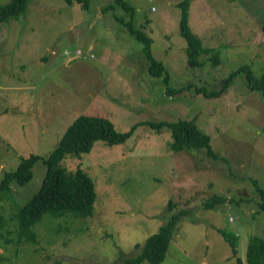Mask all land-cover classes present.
Returning a JSON list of instances; mask_svg holds the SVG:
<instances>
[{
  "label": "rangeland",
  "instance_id": "1",
  "mask_svg": "<svg viewBox=\"0 0 264 264\" xmlns=\"http://www.w3.org/2000/svg\"><path fill=\"white\" fill-rule=\"evenodd\" d=\"M124 1L132 11L115 0H87L85 9L29 0L18 17L0 21V178L31 153L46 158L79 114L104 116L118 132L144 122L123 143L95 141L79 158L60 163L91 179L95 197L88 215L46 212L33 224L34 238L19 237L16 212L39 189L45 166L36 162L23 186L10 182L0 198V264H118L180 210L185 213L160 264H245L247 238L264 237L258 206L264 99L247 88L243 72L217 98L193 92L198 86L221 91L244 64L260 75L264 0H186L188 27L212 47L198 53L195 64L179 33L182 0ZM127 23L150 38L167 82L149 74L144 43ZM214 52L217 65L210 61ZM168 87L185 88L171 94ZM178 119H193L207 132L220 159L203 149L173 151L169 129L148 125ZM215 195L224 201L203 208ZM218 229L235 235V255Z\"/></svg>",
  "mask_w": 264,
  "mask_h": 264
},
{
  "label": "trees",
  "instance_id": "2",
  "mask_svg": "<svg viewBox=\"0 0 264 264\" xmlns=\"http://www.w3.org/2000/svg\"><path fill=\"white\" fill-rule=\"evenodd\" d=\"M29 0H9L7 3L0 5V21L11 17H18L25 11ZM67 4L73 2L79 3L82 8L87 7V0H63ZM115 3L132 11L131 6L124 0H115ZM178 5L181 7L179 20V33L185 41V50L189 62L196 63L198 53H208L212 47L203 45L201 39L193 33L187 24L186 0H182ZM113 8V5L107 8ZM128 27L129 32L138 40L144 43L143 51L146 54L148 72L153 77L164 75V81H168V72L162 62L157 61L150 51V38L145 36L142 31L133 28L130 24H124ZM259 29L264 33V21L260 24ZM212 65L220 62L217 52L210 56ZM243 72L245 75L246 86L251 91L260 93L264 99V68L258 77L254 76L247 64L239 66L232 71L224 80L221 91L208 90L205 86L193 88L195 94H200L205 98H217L224 93L229 87L236 74ZM185 86V87H189ZM180 90L168 87L170 93H181ZM144 123H135L128 131L118 132L115 125L109 119L100 115L79 114L64 129L56 145L49 151L46 158H41L37 154L31 153L28 157L22 158L15 170L4 171L0 178V198L2 194L8 193L9 183L14 182L19 186L25 185L32 178V168L36 162L42 161L45 166L39 189L18 207L16 212L17 227L19 237L27 235L30 239L34 238L35 231L33 224L38 221L44 213L53 216L70 213L73 216H85L91 213L95 197L93 183L89 176L81 169L67 170L62 168L60 163L66 156L79 158L82 153L87 152L93 142L101 141L107 145H115L125 142L132 134L136 127ZM153 129L159 130L163 125L170 131V147L173 151L184 149H203L207 157L213 161L219 160L210 144V135L202 131L193 121V119H178L175 121H158L148 122ZM261 203L259 209L264 210V195L259 188ZM224 201L222 196H211L203 202V208H212L215 204ZM171 207V202L169 203ZM172 208V207H171ZM170 208V210H171ZM185 211L180 210L169 215L167 220L162 223L158 229L147 236L145 241L140 244L136 243L138 249L136 254L125 257L121 256L118 264H140L144 261L149 264H160L165 258L168 245L172 239L174 229L180 219V215ZM0 215V225H1ZM223 238L232 246V252L235 255L237 240L235 235L218 229ZM123 254V253H122ZM241 263L239 258H236ZM245 264H264V237L261 235H250L247 238L245 246Z\"/></svg>",
  "mask_w": 264,
  "mask_h": 264
}]
</instances>
